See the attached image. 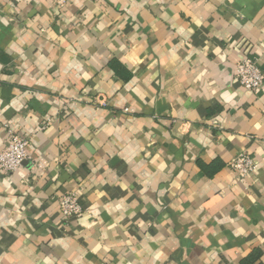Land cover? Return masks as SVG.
<instances>
[{
	"label": "crops",
	"instance_id": "0c3cea01",
	"mask_svg": "<svg viewBox=\"0 0 264 264\" xmlns=\"http://www.w3.org/2000/svg\"><path fill=\"white\" fill-rule=\"evenodd\" d=\"M246 57L264 72V0H0V149L12 126L31 155L0 175V264H264Z\"/></svg>",
	"mask_w": 264,
	"mask_h": 264
},
{
	"label": "built area",
	"instance_id": "2783aa9c",
	"mask_svg": "<svg viewBox=\"0 0 264 264\" xmlns=\"http://www.w3.org/2000/svg\"><path fill=\"white\" fill-rule=\"evenodd\" d=\"M71 0H51L56 8H65ZM236 79L247 91L257 92L264 86V72L258 61L251 57L240 60L235 67ZM7 143L0 149V175H11L31 158L30 139L14 127L7 129ZM237 177L244 179L256 173L257 164L248 152H241L229 163ZM60 210L64 218H80L85 214L77 192H68L60 198Z\"/></svg>",
	"mask_w": 264,
	"mask_h": 264
},
{
	"label": "trees",
	"instance_id": "16d2710c",
	"mask_svg": "<svg viewBox=\"0 0 264 264\" xmlns=\"http://www.w3.org/2000/svg\"><path fill=\"white\" fill-rule=\"evenodd\" d=\"M258 257H260V253L256 251L252 255H250L247 259H245L246 261L244 262V264H254V262L258 259Z\"/></svg>",
	"mask_w": 264,
	"mask_h": 264
}]
</instances>
